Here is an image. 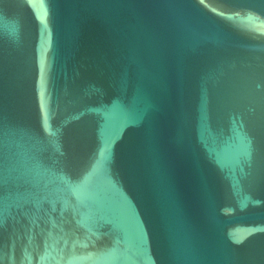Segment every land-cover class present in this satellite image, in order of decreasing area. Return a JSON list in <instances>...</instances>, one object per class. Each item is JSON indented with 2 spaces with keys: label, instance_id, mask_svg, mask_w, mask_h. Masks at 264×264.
<instances>
[{
  "label": "water",
  "instance_id": "95a60500",
  "mask_svg": "<svg viewBox=\"0 0 264 264\" xmlns=\"http://www.w3.org/2000/svg\"><path fill=\"white\" fill-rule=\"evenodd\" d=\"M0 264H264V0H0Z\"/></svg>",
  "mask_w": 264,
  "mask_h": 264
}]
</instances>
